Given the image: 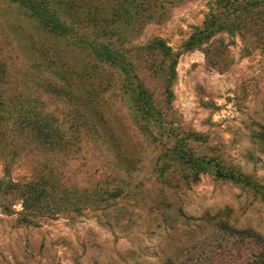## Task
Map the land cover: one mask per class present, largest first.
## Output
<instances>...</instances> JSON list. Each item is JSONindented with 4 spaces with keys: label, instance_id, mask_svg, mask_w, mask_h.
Listing matches in <instances>:
<instances>
[{
    "label": "rangeland",
    "instance_id": "rangeland-1",
    "mask_svg": "<svg viewBox=\"0 0 264 264\" xmlns=\"http://www.w3.org/2000/svg\"><path fill=\"white\" fill-rule=\"evenodd\" d=\"M27 1L39 10L0 0V180L36 182L55 198L29 225L20 194L0 195V264H256L264 249V0H144L127 22L107 27L131 71L115 68L121 86L78 41L95 39L100 22L76 18L86 10L64 0ZM101 1L93 19L118 3ZM45 15L76 34L46 26ZM212 21L201 46L185 51L194 27ZM155 40L179 54L172 98L166 72H152L161 55L144 49ZM134 76L152 94L156 119L134 109ZM87 84L99 98L87 96ZM191 132L205 137L186 141L208 164L198 179L172 151ZM216 167L257 189L219 179ZM116 189L117 199L100 200L97 192Z\"/></svg>",
    "mask_w": 264,
    "mask_h": 264
},
{
    "label": "trees",
    "instance_id": "trees-1",
    "mask_svg": "<svg viewBox=\"0 0 264 264\" xmlns=\"http://www.w3.org/2000/svg\"><path fill=\"white\" fill-rule=\"evenodd\" d=\"M23 2L27 3L32 9L39 10L37 5H34L32 1L22 0ZM66 3L68 2L69 8L72 10V8L80 10L84 8L86 11L82 13V16H75L78 19L81 20H88V25L94 20V22L97 24L100 22L99 25H102L100 29H98L95 33V39L92 41H87L84 37L78 36V41L83 45V47L87 50L89 54L94 56L96 60L98 61V67H96V70L103 69L104 67H108V69H111L110 72L117 73L115 79L113 80L112 77H110V80L113 82H117L119 86L123 83L124 76L119 73V70L115 69L116 67H119L122 69V72H125L126 74H131V71H127L124 69V56H121L116 48L115 43L113 42L112 38L117 37L118 33L115 31V29H112V27L107 28L108 25H115L120 24L122 22H127L128 17L130 18V14L132 10L136 6H141L143 3L146 4L144 0H118V3L111 7L107 8L108 12H112L111 14L107 15L103 20H97L92 18V14L98 13L95 9L96 6L101 5V0H93L94 1V7L91 3V5H88V3H82L81 5L78 3L81 0H64ZM85 13L86 16H83ZM42 17V16H41ZM127 17V18H126ZM147 18H154L151 14L146 15ZM124 18V21H122ZM43 23L46 26H50L54 28L58 33L63 34L64 36H67L68 34L74 32V28L68 26L66 23L62 22L59 18H55L53 16L45 15L41 18ZM217 26L215 25L214 21L208 22L205 24L203 29H199L194 27V33L191 35V37L184 43L183 47L185 51H190L192 49H197L201 46V44L210 36L211 32L213 31L212 27ZM223 27H226V25H220ZM77 32V31H76ZM148 51H153L156 53H159L162 57L160 63L158 65H155L153 63L152 72H166V84H165V90L167 93V96L169 98H172V91L171 86L173 81L176 79V65L178 61V55L174 54L172 50L166 46L164 41L162 40H155L144 48ZM151 63V62H150ZM115 70H114V69ZM84 78L90 77L89 72L82 73ZM135 84L137 85V90L132 87L133 97H134V109L138 112L143 113L144 116H150L156 119V114H154V109L152 105V94L150 91L144 86V84L138 80L136 76H134ZM0 80L1 74H0ZM108 82H110L109 79H107ZM130 83V81H129ZM130 86H133L132 83H130ZM91 91L87 93V96L92 99L99 98V93L101 90H97L95 86L92 84H87V87ZM95 91V92H93ZM99 91V92H98ZM170 102V99H169ZM158 120L160 124H163L164 118H161V114L157 113ZM47 135V134H46ZM190 138H193V140L197 142H203L205 140V137L199 133H187V134H180L178 140L175 142L174 147L172 148L173 154L178 156L179 159L183 160L184 163L192 168L193 171V177L195 179L199 178V173L202 171H205L208 164L203 165L199 159H196L193 157L191 151L188 149V144L186 141ZM216 177L223 180H230L234 184L244 185L249 188H255L257 189V185L251 182L250 178L240 175L239 173H236L235 171H229L224 172L220 168L216 167L215 170ZM17 193L20 195V200L22 201L23 207L25 209V212H30L29 214L26 213L24 222L29 225H34V221L38 218L47 216V210L48 209H42V203H50L55 198L54 192H49L46 188H41L38 183H32L26 184V185H19L17 183L10 181H3L0 180V195L8 196V195H14L17 196ZM66 193V192H65ZM100 200H115L121 195V189H116L114 191H101L97 192ZM54 196V197H53ZM94 198L97 197V195H93ZM71 197L66 193L65 196H62L60 199L62 200V203H66ZM89 199V198H88ZM91 199V198H90ZM89 201L91 202L92 199ZM66 200V201H65ZM65 201V202H63ZM93 203H98L97 201H92ZM47 208L48 205H45ZM58 208H61L58 205ZM62 210V209H60ZM60 210H55V213L60 212ZM74 210H77L76 207H74ZM54 213V214H55ZM256 264H264V249H262L258 260Z\"/></svg>",
    "mask_w": 264,
    "mask_h": 264
}]
</instances>
